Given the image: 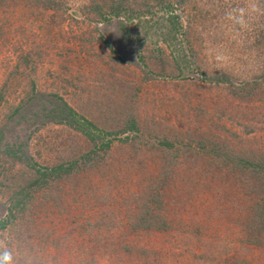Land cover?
I'll return each mask as SVG.
<instances>
[{"label":"rangeland","instance_id":"obj_1","mask_svg":"<svg viewBox=\"0 0 264 264\" xmlns=\"http://www.w3.org/2000/svg\"><path fill=\"white\" fill-rule=\"evenodd\" d=\"M104 1L0 0V253L264 264V0Z\"/></svg>","mask_w":264,"mask_h":264},{"label":"trees","instance_id":"obj_2","mask_svg":"<svg viewBox=\"0 0 264 264\" xmlns=\"http://www.w3.org/2000/svg\"><path fill=\"white\" fill-rule=\"evenodd\" d=\"M165 1L166 0H158V5H161V9H164L165 11H167L165 12L166 13L165 16H162L163 21L167 22L165 25V28L169 30L170 32H172L174 36H176L180 31H183L184 33V29L182 28L185 27V25L181 23L179 14L174 13L175 8L173 7V3L168 2L167 4H165ZM126 2H127L126 0H110V1L101 2L98 4L99 6L98 8L102 7V9H98V15L101 17V19H109L113 16L120 17L123 15H125V17L127 18H131L132 16L137 14V11L135 10L134 7L128 8L126 5ZM147 2H148L147 0H144V4H140V8L149 9L150 7H152L150 4H147ZM186 3L192 4L193 6L198 7L199 1L198 0H192V1L186 0ZM210 19L212 20L214 18L210 16ZM58 117H61L59 121H64V119L70 117V113L65 114V109H62ZM85 123H86V126L88 125L90 127H93L94 128L93 131H95L96 133L99 134V132H103V130L98 128L96 124L86 121V120H85Z\"/></svg>","mask_w":264,"mask_h":264},{"label":"clouds","instance_id":"obj_3","mask_svg":"<svg viewBox=\"0 0 264 264\" xmlns=\"http://www.w3.org/2000/svg\"><path fill=\"white\" fill-rule=\"evenodd\" d=\"M0 264H11V255L8 252L0 253Z\"/></svg>","mask_w":264,"mask_h":264}]
</instances>
